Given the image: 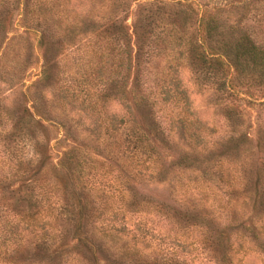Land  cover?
<instances>
[{
  "label": "trees",
  "instance_id": "16d2710c",
  "mask_svg": "<svg viewBox=\"0 0 264 264\" xmlns=\"http://www.w3.org/2000/svg\"><path fill=\"white\" fill-rule=\"evenodd\" d=\"M222 1L197 2L193 10L190 3L175 0L179 9L167 14L166 22L158 2L137 6L130 27L105 19L95 30L80 33L102 42L104 49L89 52L88 67L73 72L74 77L69 74L71 82L62 78L59 59L86 43V37L67 43L39 37L42 64L34 84L48 93L53 108L43 103L42 111L33 105V112L26 107L4 112L14 129L24 120L39 129L49 121L59 130L44 143L30 137L37 143L33 166L16 158L15 166L0 171V211H11L15 218L0 229L1 263L65 264L70 255L78 264H190L166 252L144 255L136 248L137 237L144 235L138 230L130 243L102 248L100 241L119 240L125 233L124 214L129 212L153 214L173 224L174 239H181L186 257L199 247L207 261L232 264L230 256L240 254L239 264L252 251L250 242L258 245L254 251L264 253V117L257 122L252 145L247 134L240 135L239 106L256 105L264 114V0ZM0 4L7 6L8 0ZM5 8L1 28L8 25ZM10 32L0 37V82L8 89L22 81L17 75L26 61L18 52L8 63L2 61L16 38L8 37ZM152 59L156 63L149 70ZM194 87V94L209 90L211 104L220 107L226 133L219 141H210L214 126L200 119L189 101ZM110 102L119 104L122 113L108 112ZM50 140L59 151L49 170ZM240 145L254 147L256 156L248 165L238 160L233 173L241 181L234 187L222 166L238 158ZM100 147L109 184L85 171L86 159L99 155ZM214 147L217 156H208ZM49 193L60 201L54 214ZM221 194L227 197L225 204L240 198L249 212H231L219 225L204 204L216 196L219 201ZM231 231L236 235L232 240Z\"/></svg>",
  "mask_w": 264,
  "mask_h": 264
},
{
  "label": "rangeland",
  "instance_id": "374dc122",
  "mask_svg": "<svg viewBox=\"0 0 264 264\" xmlns=\"http://www.w3.org/2000/svg\"><path fill=\"white\" fill-rule=\"evenodd\" d=\"M10 1L11 0H8L7 6L2 7L0 4V11L6 10L5 7L9 8L7 9L9 15L6 17V24L8 25L4 24L2 28L0 27V37H2L4 31H11L7 36L10 37L14 34L16 38L10 43V47L3 51L2 61L8 63L9 58H11L12 53L14 52H18L20 59L26 61L23 66L20 67L21 73L17 75L19 80L22 75V81L10 89H8L7 85L0 82V171L8 169L9 166H15L16 158L21 159L24 164L33 166L34 161H32V158L35 156L34 151L37 147L35 144L37 143L34 144L30 137L37 140V142L44 143L48 138L54 137L55 133L59 130L55 124L49 121L40 123L44 128L39 129L34 126L31 121L26 122L24 120L20 123L21 128L14 129L10 127L4 112L5 108H9L19 113V110L23 107H26L30 112H33L32 109L29 108L33 105L37 106V108L42 111L44 110V104L53 108L48 93L47 95L44 93L40 88V84H34L42 64V53L41 49L38 47V39L39 37L41 38V35L44 38L46 37V39L48 38V40H53L55 37H58L62 40H67L66 43L70 42L71 38L82 39L86 37V43L83 42L76 49L73 48V46L69 50L64 51V55L59 59L62 78H65V81L67 82H71L70 77L73 76V72L88 67L86 61L91 54L89 52L96 51L98 53L104 49L101 45L103 44L102 42H99L92 37H87L86 35H80L81 32L90 29L95 30L98 26L102 25L105 19H111L116 24H125L127 27H130L131 22L135 18L134 12L137 6L139 7V5L141 6L149 2H158L163 6L162 11L164 12V19H162V22L169 20V17H166L167 14H171L179 9L177 5L172 4L175 0H13L12 5L9 4ZM2 2L3 0H0V3ZM180 2L190 3L193 10H196L197 2H209L215 4L223 3L222 0H180ZM2 21L3 20H1V23ZM189 21L190 19H188V22ZM192 21L191 18V22ZM43 29H46V31L43 32ZM50 32L53 33L51 38L48 36V33ZM16 35H19V37L17 38ZM119 47L122 48L121 46ZM104 51L107 50L105 49ZM96 59V56H94V60ZM154 63L156 62L153 59L147 63V65H149V70H152ZM1 70L2 68H0V71ZM194 91L195 87L192 91L190 90L189 101L195 108L200 119L206 121L207 125L214 126L215 132L211 135L210 141H219L218 138L224 136L226 133V128L223 126L224 123L219 117L220 107L211 104L210 100L212 95L209 90L203 89L201 93L197 94H194ZM40 94H43V97H40ZM239 106L243 114L240 120V135L247 134L253 145L257 139V127H260L257 122L264 117L262 108L244 102H240ZM107 111L122 113L120 105L116 102L108 103ZM55 113L58 114L57 112ZM45 118H47V115ZM65 118L67 119L68 117ZM6 134L11 135L10 139L3 141L1 138ZM50 144L53 149L51 152H48L50 157L47 159L46 164V166L49 167V170L50 164H54L59 151V148L53 147L52 140H50ZM242 148H244V152L241 151ZM253 148L254 147L249 146L246 149V146L241 147L240 145L239 150L241 152L239 151V153H237L238 158L236 160L230 158L228 162L222 166L223 169H225L227 177L229 176L231 178L230 183L233 184L234 187L240 186L238 183H240L241 180L238 178V175L233 172L238 167L239 161L241 163L243 161L244 164L248 165L250 159H255L256 154L255 151L252 152ZM210 152L212 155L208 156L216 157L218 154V150L215 147L211 149ZM229 152L231 151L228 150V153ZM234 153L236 152L234 151ZM258 155L262 157V153H258ZM208 156H205V159H208ZM103 157L104 152H102V149L99 151V155H91L89 161L86 159V162L84 163L85 171L88 172L87 177L94 174V180L99 181L101 184H109L112 182V179H110V175L103 174L105 171V164L102 163V161H104ZM197 159L199 160L200 158ZM91 166L92 168H90ZM15 186L18 185L14 183L13 187ZM211 188L213 192L218 194L217 189H214L213 186H211ZM160 189L161 188L157 187L156 190L159 191ZM229 189L230 188H227V190ZM46 196H48V202L52 205L53 212L51 213H56L58 210L57 208L60 206V201L54 197L56 195H51L49 193V195L46 194ZM221 196L223 199L221 198L219 201H217L216 196L214 197L215 201L211 203L208 201L204 204L206 207L205 211L208 214H212L215 217L214 220L217 221L219 225L226 223V217L229 216L231 212H249L248 205H246V203L242 204L240 198L236 201L231 199L228 204H225L224 202L227 197L222 194ZM10 212L11 211H0V229L3 228L5 222H13L15 220ZM123 222L127 229L124 231L125 233L123 235L120 234L119 240L113 238L110 242L108 239L100 241L102 245L104 244L101 246L102 248H106L107 246L113 248L114 245H120L123 242L130 243L131 235L138 230L144 232V235L143 238H141V236L137 237V242H139L136 243V248L144 255L152 256L157 253L164 255L166 252V256H171L175 259L181 260L184 258L187 262L188 260H191L190 264H216V261L213 263L212 259L207 261L208 258L205 256V251L200 250L199 247H197L195 251L191 250V255L186 257L187 254L185 255V253L183 254L181 252L184 249L179 244L181 239H177L176 241L174 239V225L170 222H166L158 216L139 212H129L124 214ZM56 223L60 224L58 221ZM115 224L119 225L121 223L116 221ZM17 228L19 227L17 226ZM235 236L236 235L233 234V231H231L228 239H235ZM26 237L27 236H24V240ZM260 241L264 242V238H261ZM192 246L193 245L185 249H192ZM249 246L252 248V251L247 252L245 256L241 257L239 259V264H263L264 253L254 251V249H256L255 247H258V245L250 242ZM62 247L68 248L69 245H64ZM261 247L264 249V244H262ZM217 250L220 251L219 248ZM68 257L69 258L66 259L65 264H78L75 263L76 260L72 258L70 259V255H68ZM239 257L240 254L234 256L231 255V263L236 264ZM0 264L4 263L0 262Z\"/></svg>",
  "mask_w": 264,
  "mask_h": 264
}]
</instances>
